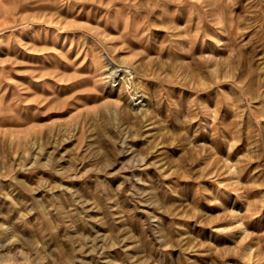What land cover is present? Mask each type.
Wrapping results in <instances>:
<instances>
[{
    "label": "rangeland",
    "instance_id": "1",
    "mask_svg": "<svg viewBox=\"0 0 264 264\" xmlns=\"http://www.w3.org/2000/svg\"><path fill=\"white\" fill-rule=\"evenodd\" d=\"M0 264H264V0H0Z\"/></svg>",
    "mask_w": 264,
    "mask_h": 264
}]
</instances>
